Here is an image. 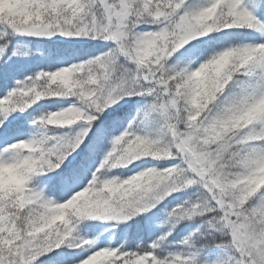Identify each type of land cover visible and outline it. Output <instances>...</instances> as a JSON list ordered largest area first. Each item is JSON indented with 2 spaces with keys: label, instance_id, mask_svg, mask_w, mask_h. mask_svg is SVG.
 <instances>
[{
  "label": "snow or ice",
  "instance_id": "1",
  "mask_svg": "<svg viewBox=\"0 0 264 264\" xmlns=\"http://www.w3.org/2000/svg\"><path fill=\"white\" fill-rule=\"evenodd\" d=\"M5 168L0 264H264V0H0Z\"/></svg>",
  "mask_w": 264,
  "mask_h": 264
},
{
  "label": "rangeland",
  "instance_id": "2",
  "mask_svg": "<svg viewBox=\"0 0 264 264\" xmlns=\"http://www.w3.org/2000/svg\"><path fill=\"white\" fill-rule=\"evenodd\" d=\"M25 41L27 40H24L21 42L20 44V52H27L28 54L26 56L22 55V56H18V57H13L14 59L15 58H23V59H28L27 57L32 55V53H44L45 54V49H48L47 47H45L44 45L42 44H39L35 41H32V42H28L26 44V46H24L23 44H25ZM30 44H35L32 51H31V48H30ZM103 47V45L98 42V41H89L88 43L84 44V45H81V46H78L76 51H75V58H86L87 56L89 55H95L97 53V50H101ZM47 53H49V51H46ZM52 56L50 54L46 55V58L44 59V62L43 64H37V65H32V67L24 74H20V75H16L17 78H22L23 75L27 74L29 71L31 70H34V69H39L41 67H45L46 65H48L49 63L53 62V60L57 57V55H59L60 53L57 52L56 50H52ZM50 56L52 58H50ZM51 59V60H50ZM29 60V59H28ZM30 61V60H29ZM53 101V102H52ZM55 103V104H54ZM40 105H43V107L41 109H39L38 111H55L57 108L63 106V104H66V102H61V101H57V100H42L39 102ZM37 107V106H35ZM33 107V108H35ZM38 114V113H37ZM163 163V162H161ZM124 174H128V170L125 168L124 171H123ZM48 192V191H46ZM49 193V192H48ZM49 198H52V199H56L55 196H53L51 193H49ZM98 222H102L100 220H96ZM95 222V221H94ZM104 223H107L109 226L111 225L110 222H106V221H103ZM129 223V222H128ZM117 228L116 229H113V230H110V231H107L103 237H107L110 239L111 241V244L112 246H116L118 243L120 242H124L122 238H118L117 234L118 233H121L123 232L122 231H119L118 228H120L119 225L116 226ZM178 230L181 231V234H185L183 232V227L181 226ZM118 231V233H117ZM85 238H89V236L85 237ZM99 243V241H98ZM206 247H209V248H214L215 250H212L213 252H215L214 254L212 255H209V257H204L202 256V259L204 260H207V261H211V260H214V259H218V258H222L223 257V250H220V249H216L214 246H213V242L209 241L208 242V245Z\"/></svg>",
  "mask_w": 264,
  "mask_h": 264
},
{
  "label": "clouds",
  "instance_id": "3",
  "mask_svg": "<svg viewBox=\"0 0 264 264\" xmlns=\"http://www.w3.org/2000/svg\"><path fill=\"white\" fill-rule=\"evenodd\" d=\"M23 167H27V164L21 167V171L23 170ZM262 172H264V170H262ZM0 175H2L6 180L15 178L18 175V170L14 168L0 169ZM261 179H264V175L261 176Z\"/></svg>",
  "mask_w": 264,
  "mask_h": 264
},
{
  "label": "trees",
  "instance_id": "4",
  "mask_svg": "<svg viewBox=\"0 0 264 264\" xmlns=\"http://www.w3.org/2000/svg\"><path fill=\"white\" fill-rule=\"evenodd\" d=\"M116 172L115 173H123V169H114ZM114 172V171H113ZM157 219H159V216L157 217ZM103 233V232H102ZM101 233V234H102Z\"/></svg>",
  "mask_w": 264,
  "mask_h": 264
}]
</instances>
